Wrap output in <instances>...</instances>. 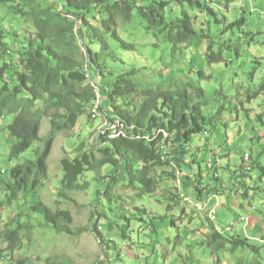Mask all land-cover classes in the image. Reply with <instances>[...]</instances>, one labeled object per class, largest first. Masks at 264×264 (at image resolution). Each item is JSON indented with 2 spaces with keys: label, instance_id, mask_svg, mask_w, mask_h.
Returning a JSON list of instances; mask_svg holds the SVG:
<instances>
[{
  "label": "rangeland",
  "instance_id": "374dc122",
  "mask_svg": "<svg viewBox=\"0 0 264 264\" xmlns=\"http://www.w3.org/2000/svg\"><path fill=\"white\" fill-rule=\"evenodd\" d=\"M38 1L58 5V0ZM213 8L216 16L199 15L197 21L205 28L207 21H212L216 51H222L218 62L207 58L205 38L202 43L195 40L174 46L163 34L148 31L146 22L136 15L129 24L122 20L118 23V32L135 42L137 48L134 52L120 51L127 63L112 66L116 72L138 69L141 83H163L166 89L188 87L190 83L204 89L202 109L208 118L205 131L189 141L185 162L176 154L169 166L154 170L158 179L154 195H136L137 190L126 182L115 185L114 195L99 193L105 188L102 174L112 169L107 165L99 171L86 172L79 180L85 184L82 189H65L71 199L60 197L58 193L64 191L63 158L81 157L85 151H93L97 158L102 156L97 135L105 114L101 109V115L90 120L87 108L73 129L51 133L50 109L41 117L40 131L43 138L54 139L48 176L35 192H24L9 203L5 182L11 179V170L27 159H35L36 151L44 144L36 142L22 155L12 157L11 145L17 139L10 134L9 124L14 115L6 112L0 117V264H44L53 256H61L70 264H264V243L254 240L252 234L257 230L241 220L257 217L264 222V189L258 194L249 190V198L237 197L246 192L247 186L264 188V176L260 179L259 168L246 178L233 176L253 162L264 168V90L259 89L264 81V0H233L214 4ZM174 9L179 12L177 7ZM216 17L222 21L217 22ZM242 17V26L225 31ZM37 30L31 18L13 11L10 3L0 2V43H6L11 51L7 59L17 63L23 42L34 39ZM45 37L53 44L51 36ZM116 75L99 76L98 84L91 81L103 101L107 100L106 93L100 89L111 86ZM3 83L0 79V87ZM189 90L195 95L194 87ZM98 105L100 101L91 108L92 118L93 108ZM107 129H113L111 137L115 130L117 134L125 133L124 127L115 122L103 129V134ZM246 153L252 155L250 161L244 160ZM236 184L244 187L238 189ZM196 187L204 188L202 196ZM33 200L43 201L54 210L71 211L75 233H57L30 213L29 201ZM215 204L218 218L214 223L226 232L218 244L212 240L215 227L211 228L209 222V211ZM96 206L103 246L91 232L77 233L91 226ZM232 225V230H226ZM244 225L247 235L243 233ZM12 227L19 230L22 242L20 248L9 251L6 232ZM240 229L241 235L249 236L250 246L232 251L228 236Z\"/></svg>",
  "mask_w": 264,
  "mask_h": 264
},
{
  "label": "trees",
  "instance_id": "16d2710c",
  "mask_svg": "<svg viewBox=\"0 0 264 264\" xmlns=\"http://www.w3.org/2000/svg\"><path fill=\"white\" fill-rule=\"evenodd\" d=\"M16 1L0 0L4 4L10 3L16 13L31 18L38 30L34 39L23 42L17 63L7 59L11 51L6 43H0V79L4 81L0 87V117H4L6 112L14 115L9 124L10 134L17 139L11 145L12 157L22 155L36 142L44 145L36 151L35 159H27L11 170V179L5 182L7 201L12 203L24 192H35L48 176V158L54 139L40 135L42 115L53 109L50 114L51 133L73 129L80 116L87 108L90 111L98 100L91 80L98 84L99 76L107 77L112 73L117 74L115 81L111 86L100 89L107 98L100 108L109 124L119 121L123 125L125 135L111 137L113 129L104 134L99 131L97 145L102 154L100 158L93 151H85L81 157L73 159L63 158V190L82 189L85 184H80L79 180L86 172L99 171L109 165L112 169L109 174H102L105 188L104 191L98 190L99 193L114 195L115 185L126 182L137 190L136 195H154L158 185L154 170L169 166L176 154L181 155L185 162L189 141L205 131L208 118L202 109L204 89L192 83L188 87L166 89L163 83H141L137 78L138 69L116 72L112 66L127 63L120 56V51L134 52L137 48L135 42L126 40L118 32V23L122 20L129 24L136 15L146 22L148 31L163 34L174 46L195 40L202 43L205 38L207 58L210 62H218L222 59V51H216L217 36L212 33V21H207L205 28L199 26L197 17L216 16L214 4H229L233 0H58V5H43L38 0H20L15 4ZM174 6L178 13L174 12ZM216 21L222 20L216 17ZM244 23L245 18L242 17L225 31ZM45 35L53 38V44L46 40ZM90 75L91 80H88ZM189 87L196 89L195 95ZM259 89L264 90V81ZM89 119L93 120L90 113ZM166 151L168 156L163 157ZM180 167L182 169V165ZM256 168L261 170L262 179L264 168L257 162L245 166L239 174L235 171L233 176L246 178ZM236 185L238 189L244 187ZM196 188L202 196L204 188ZM246 189L241 193L242 197L248 196L249 190L258 194L264 188L256 185ZM64 191L58 195L71 199ZM28 210L57 233H75L72 227L74 217L68 209L54 210L43 201L33 200L29 201ZM97 211L96 206L91 226L77 233L91 232L103 246L104 235L95 217ZM217 218L218 210L216 219L212 221L209 218V222L211 228L215 227L212 240L218 244L223 234L214 223ZM6 237L9 251L20 248L22 240L17 228L8 229ZM228 239L232 251L250 246L248 238L231 235ZM65 263L70 264L61 256H53L46 258L44 264Z\"/></svg>",
  "mask_w": 264,
  "mask_h": 264
},
{
  "label": "crops",
  "instance_id": "0c3cea01",
  "mask_svg": "<svg viewBox=\"0 0 264 264\" xmlns=\"http://www.w3.org/2000/svg\"><path fill=\"white\" fill-rule=\"evenodd\" d=\"M219 195H220V193H219ZM249 195L250 194H248V196H244L245 198H249ZM237 197L239 198V199H242L243 197L241 196V194H237ZM221 202H223L222 200H221ZM215 206H217V204H215ZM215 206H213V207H215ZM241 220L243 221V222H245V223H248L249 225L248 226H250L253 230H257V232L258 233H255V234H252V238L254 239V240H256V241H258V242H261V243H264V242H262L263 240H264V222L263 221H261L259 218H257V217H254V218H252V217H250V218H244V217H241ZM246 225H244V227H243V233H244V235H247L248 234V230L246 231V227H245ZM232 228H233V226H232ZM232 228L230 229V230H232ZM219 229V231L220 232H222L223 234H226V232L225 231H223L221 228H218ZM227 230V229H226ZM230 230H228V231H230ZM241 232H242V230L240 229V230H236V231H234V235H235V237H240V238H248L249 240H250V238H249V236H243V235H241ZM229 237V236H228ZM255 249H257V247L255 248ZM254 250V249H253Z\"/></svg>",
  "mask_w": 264,
  "mask_h": 264
},
{
  "label": "built area",
  "instance_id": "2783aa9c",
  "mask_svg": "<svg viewBox=\"0 0 264 264\" xmlns=\"http://www.w3.org/2000/svg\"><path fill=\"white\" fill-rule=\"evenodd\" d=\"M100 105H101V104H100ZM100 105L97 106V107H98V115H97V117H98V116L100 115V113H101ZM97 117H93V119H96ZM103 123H104V124H102V125L100 126V132H101V133H103V129H105L108 125H110L109 122H107V121H104ZM249 158H250L249 154H246V159H249ZM216 214H217V208H212V209L209 211V216H210V219H211L212 221H214V220L216 219Z\"/></svg>",
  "mask_w": 264,
  "mask_h": 264
},
{
  "label": "bare ground",
  "instance_id": "6f19581e",
  "mask_svg": "<svg viewBox=\"0 0 264 264\" xmlns=\"http://www.w3.org/2000/svg\"><path fill=\"white\" fill-rule=\"evenodd\" d=\"M100 100L98 99L97 100V102L96 103H98ZM95 103V104H96ZM100 104H101V101H100ZM94 105V104H93ZM99 106V105H98ZM92 115L94 116V117H97V115H98V107L96 106H94V108H93V113H92ZM115 123H117V125L120 127V125H122V124H120V122L119 121H116ZM123 126V125H122ZM108 130V129H107ZM107 130H105V131H107ZM161 130V129H160ZM124 135H125V133H123ZM169 134V133H168ZM119 135H121V133L120 134H117V130H115V134L113 135V137H116V136H119ZM167 135V134H166ZM170 136V135H169ZM167 138V137H166ZM168 155H167V151L163 154V157H167ZM200 208V207H199Z\"/></svg>",
  "mask_w": 264,
  "mask_h": 264
},
{
  "label": "clouds",
  "instance_id": "9594fccd",
  "mask_svg": "<svg viewBox=\"0 0 264 264\" xmlns=\"http://www.w3.org/2000/svg\"><path fill=\"white\" fill-rule=\"evenodd\" d=\"M86 73H89V74H90V72H87V71H86ZM86 77H87V76H86ZM87 79H88V80H91V75H90V79H89V78H87ZM91 81H92V80H91ZM94 82H95V80H94ZM92 84L95 86L94 83H92ZM95 88H96V86H95ZM97 99H99V100L101 101V103H102L103 99H101V95H100L99 92H98V95H97L96 100H97ZM95 102H96V101H95ZM95 102H94V103H95ZM94 103H93V104H94ZM92 106H93V105H92ZM91 108H92V107H91ZM100 109H101V108H100ZM89 113H90V115H91V109H90ZM101 113H102V110H101ZM100 115H101V114H100ZM100 115H99V116H100ZM92 119H93V118H92ZM93 120H94V119H93ZM105 121H106V119H105ZM99 131H100V128H99ZM246 154H248V153H246ZM245 156H246V155H245ZM249 156H250V155H249ZM245 159H246V157H245ZM246 161H250V158H249V159H246ZM212 208H217V206L212 207ZM212 208H211V209H212ZM211 209H210V210H211ZM209 218H210V216H209ZM232 226H233V225H232ZM232 226L229 227L227 230H230V229L232 228ZM221 233H222V232H221ZM222 234H223V233H222Z\"/></svg>",
  "mask_w": 264,
  "mask_h": 264
}]
</instances>
